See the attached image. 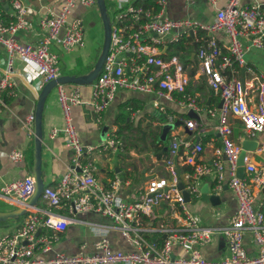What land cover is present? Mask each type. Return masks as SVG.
I'll return each instance as SVG.
<instances>
[{
	"label": "built area",
	"instance_id": "built-area-1",
	"mask_svg": "<svg viewBox=\"0 0 264 264\" xmlns=\"http://www.w3.org/2000/svg\"><path fill=\"white\" fill-rule=\"evenodd\" d=\"M13 10L11 20L4 22L0 18V44L5 49V67L0 71V116L5 106V96L16 95L17 84L12 67L15 57L22 58L27 65L24 71L36 81L38 88L60 76L58 55L50 50L53 44L69 52L83 44V27L80 19L67 20L71 7L77 3L91 6L95 0H67L57 14L49 11L38 20L44 35L36 44L17 40L21 30L29 28L27 6L21 0H6ZM190 3L194 0H188ZM215 3V0H212ZM157 8H145L133 4L118 6L113 18L110 16V41L107 54L100 72L93 81L89 102L97 117L107 108L120 89L153 92L163 99H172L173 94L185 96L189 76L177 55L167 59L160 55L159 49L166 42L177 43L182 38L200 31L207 32L201 41L196 56L200 73L208 86L219 95L221 107L218 110L216 126L221 136V145L214 150L210 165L198 162L203 150L199 142L191 143L172 134L166 156L164 157L167 177H154L148 180L146 192L136 201H125L119 194L121 180L115 177L109 185L103 186L97 181L90 154L94 147L84 145L79 139L73 124L72 109L82 103L77 87H57L58 102L61 107L64 125L52 128L50 137L61 135L68 148V169L55 185L43 188L41 197L46 208L35 205L27 208L23 222L10 234L0 236V264H264V213L255 208V194L252 181L257 178V170L245 154L243 158L245 172L251 178L236 175L237 159L241 146L231 138L228 123L230 115L236 116L249 137L264 132V81L255 77L257 83V101L247 98V92L239 77L231 75L236 64H244L243 55L249 47L264 50V8L258 3L243 4L242 0H228L219 8L215 19L204 24L195 19H171L165 14L166 0H157ZM223 32L228 38L227 53L215 36ZM195 33V34H196ZM244 38L247 43L241 41ZM188 106L198 111L200 107L189 97ZM215 115L216 109H209ZM172 120V116H169ZM34 114L28 113L22 120V128L33 134ZM189 129L197 126L195 120L185 121ZM100 150L116 152L123 150L124 143L116 136H110L98 146ZM258 151L264 156V140ZM14 162L24 159L21 150H12L8 154ZM177 156L192 169L185 174L183 189L190 197L198 194V179L214 173V190H219L225 182L222 157L229 162L227 184L232 189L237 207L229 222L218 230L226 237L228 254L220 260H209L199 251L211 240L217 230L203 226L187 209L182 190L178 188L174 158ZM35 190L32 175L16 179L0 186V196L16 204L26 203ZM171 202L178 207L180 226L164 229L165 238L161 246L148 243L143 228L137 225L139 216L152 212L162 203ZM66 208L69 215H59L54 209ZM99 212L112 220L123 238L136 247L134 251L112 250L106 237L94 243L95 252L74 256L57 253L53 257L43 258L37 252H47L58 240V233L72 223L76 213ZM39 228L46 232L36 236ZM250 232L257 244V251L249 255L244 247L243 237ZM175 248L182 255L171 257Z\"/></svg>",
	"mask_w": 264,
	"mask_h": 264
},
{
	"label": "crops",
	"instance_id": "crops-1",
	"mask_svg": "<svg viewBox=\"0 0 264 264\" xmlns=\"http://www.w3.org/2000/svg\"><path fill=\"white\" fill-rule=\"evenodd\" d=\"M67 0H21L27 6L29 28L17 33V40L24 43L36 44L43 37L44 32L38 25V20L49 11L57 14ZM157 0H105L107 12L111 18L118 6L133 4L145 8L156 9ZM188 1V0H187ZM186 0H166L165 14L171 19L181 17L198 20L209 24L215 19L219 8L225 6L228 0H194L189 4ZM152 2V3H151ZM243 4L258 3L264 8V0H242ZM13 17V10L6 0H0V18L7 22ZM80 19L83 27V44L66 52L53 44L50 50L58 55L60 75H80L88 73L94 66L101 52L104 29L97 4L85 6L81 3L71 7L67 20ZM196 33V32H195ZM192 32L177 43L166 42L159 49L162 57L167 59L177 55L189 76V84L182 94H173L172 99L160 98L153 92L120 89L113 100L98 118L89 102L91 100V86L89 84L59 83L47 95L42 109V145H41V178L44 187L55 185L68 169L69 150L65 146L61 135L50 137L52 128H61L64 119L57 97L58 85L69 89L77 87L82 103L72 109L73 124L78 131L82 144L92 146L95 150L90 154L97 181L103 186H108L115 177L121 180L118 194L125 201H136L145 192L149 179L154 177H168L164 157L167 154L172 134H177L181 139L191 143L199 142L203 150L198 157V162L210 165L214 150L221 145V136L217 131L218 110L221 99L218 94L208 86L205 77L199 71L196 52L201 41L197 37H205L207 32ZM221 50L227 53L228 38L223 32H216ZM189 38V39H188ZM242 43L247 41L241 38ZM195 44V46H194ZM6 54L0 44V71L5 67ZM183 57V59L181 58ZM244 64L232 68L231 75L239 77L247 92V98L253 103L257 101V83L255 77H263L264 81V50L249 47L244 55ZM186 60V61H185ZM27 62L20 57L13 59L12 67L16 77L14 96H5V106L0 116V186L4 183L33 176L34 141L33 134H28L22 128V120L28 113L34 114L35 97L42 88H38L37 81L24 71ZM99 74V73H98ZM97 77V76H96ZM44 86V85H43ZM186 97L192 98L200 107L198 111L188 106ZM216 109L215 115L208 110ZM120 113L125 114L123 120ZM190 113V114H189ZM194 114V115H193ZM169 116H172L170 120ZM173 122L174 127L168 132L163 130L162 119ZM195 120L197 126L189 129L186 120ZM228 123L231 128L232 140L242 145L244 140L256 141L254 150L247 151L250 161L257 170V178L252 181L255 194V208L264 213V156L258 151L264 140V132L249 137L238 117L230 115ZM110 136H116L124 143L123 150L112 152L100 150L98 146ZM12 150H21L24 159L20 162L12 161L8 154ZM179 182L186 180L185 174L192 167L181 162L177 156L174 158ZM225 182L221 189L214 190L215 176L209 173L201 176L198 181V194L191 196L186 201L187 209L198 219L203 226L215 228L211 240L199 247L201 255L209 260H220L228 254L226 237L218 227L227 224L236 210L237 200L232 189L227 184L229 177V162L222 157ZM237 172V169H236ZM237 175V173H236ZM245 178L251 175L245 172ZM242 177V178H243ZM212 194L218 195V203L210 201ZM28 201V200H27ZM26 201V202H27ZM39 208H46V203L40 197L34 204ZM27 203L16 204L0 196V212H9L18 208L25 209ZM59 215H69L66 208L54 209ZM27 211L16 217H9L0 221V236L13 232L25 219ZM178 207L171 202H162L156 205L150 214L139 216L137 225L143 228L148 243L161 246L165 238L164 229L180 226L178 221ZM75 220L58 233L50 250L41 253L39 257H53L57 253L74 256L80 253H94V243L101 237H106L112 250L134 251L136 247L128 243L120 231L114 227L112 220L99 212H86L74 214ZM46 232L39 228L36 236ZM244 247L249 255L257 251V244L250 232H245L243 237ZM180 248H175L171 257L182 255Z\"/></svg>",
	"mask_w": 264,
	"mask_h": 264
},
{
	"label": "water",
	"instance_id": "water-1",
	"mask_svg": "<svg viewBox=\"0 0 264 264\" xmlns=\"http://www.w3.org/2000/svg\"><path fill=\"white\" fill-rule=\"evenodd\" d=\"M98 11L102 20L104 29V39L101 48V52L96 60L93 68L86 74L80 75H60L56 79L50 80L42 87L39 93L35 97V108H34V121H33V143H34V165H33V178L35 180V190L31 197L28 199L27 206H33L37 199L40 197L44 183L41 178V145H42V109L47 95L51 90L59 83H75V84H89L91 83L98 73L100 72L101 66L107 54L108 45L110 41V17L107 12V6L105 0H95ZM195 46V44H194ZM190 114V113H189ZM194 115V114H193ZM165 132V131H164ZM257 145L256 141L244 140L241 145V151L237 159V176L242 178L244 176V163L243 158L247 151H252ZM184 185L182 182L178 183V188L182 190V195L185 201H189V193L183 189ZM210 201L213 204L218 203V195L212 194ZM25 209H16L9 212H0V221H5L9 217H16L26 212Z\"/></svg>",
	"mask_w": 264,
	"mask_h": 264
},
{
	"label": "rangeland",
	"instance_id": "rangeland-1",
	"mask_svg": "<svg viewBox=\"0 0 264 264\" xmlns=\"http://www.w3.org/2000/svg\"><path fill=\"white\" fill-rule=\"evenodd\" d=\"M187 1V0H186ZM188 2V1H187ZM189 4H191L190 2H188ZM189 19H193L191 16H187ZM181 18H184V17H181ZM180 18V19H181ZM162 120V123H163V130L164 131H169V130H171L173 127H174V125H173V122L172 121H170V120H168V119H164V117L163 118H161Z\"/></svg>",
	"mask_w": 264,
	"mask_h": 264
},
{
	"label": "trees",
	"instance_id": "trees-1",
	"mask_svg": "<svg viewBox=\"0 0 264 264\" xmlns=\"http://www.w3.org/2000/svg\"><path fill=\"white\" fill-rule=\"evenodd\" d=\"M151 1V0H150ZM152 3V2H151ZM189 39V38H188ZM182 59H183V57H181ZM186 61V60H185ZM125 114H123V113H120V115H119V117L123 120V116H124ZM188 171H190V170H188Z\"/></svg>",
	"mask_w": 264,
	"mask_h": 264
}]
</instances>
